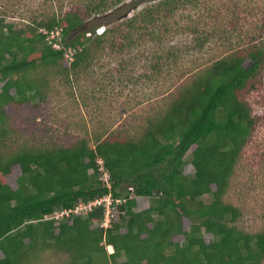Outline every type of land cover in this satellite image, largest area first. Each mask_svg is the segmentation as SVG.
<instances>
[{
	"label": "trees",
	"instance_id": "obj_1",
	"mask_svg": "<svg viewBox=\"0 0 264 264\" xmlns=\"http://www.w3.org/2000/svg\"><path fill=\"white\" fill-rule=\"evenodd\" d=\"M65 1L57 0V8L41 5L22 26L8 10L0 13V264H38L46 253L62 264H264V231L238 229L239 209L225 202L256 129L248 97L264 75V18L260 35L197 68L138 133L116 129L56 143L49 127L25 137L15 118L28 112L27 122L38 125L33 115L49 105L56 80L71 86L101 51L123 54L146 41L162 43L154 27L161 23L170 33V21L199 0H160L132 18L88 31L82 29L94 15L125 0ZM58 31L61 50L48 41ZM187 31L195 36L193 49L214 36L200 24ZM68 48L76 50L72 62L64 57ZM172 57L169 51L166 59ZM187 165L193 174L185 173ZM14 167L21 170L17 188L8 182ZM107 195L121 200L107 228L102 206L55 218L57 211ZM141 197L151 201L143 211ZM184 219L191 221L188 229ZM206 234L212 236L208 243Z\"/></svg>",
	"mask_w": 264,
	"mask_h": 264
},
{
	"label": "rangeland",
	"instance_id": "obj_2",
	"mask_svg": "<svg viewBox=\"0 0 264 264\" xmlns=\"http://www.w3.org/2000/svg\"><path fill=\"white\" fill-rule=\"evenodd\" d=\"M158 1L125 0L104 14L94 15L82 31H88L99 23L132 18ZM59 3L57 0H48L46 4L44 0H0V13L8 10L14 17L10 20L22 26L39 14L41 5L57 8ZM178 16L176 22L170 21L173 29L170 33L164 34L161 23L154 27L156 36L162 37V43L146 41L145 45L123 54L101 51L92 66L81 71L71 86L62 79L56 80L48 96L49 105L37 116L33 115L39 124L28 123L29 114L26 112L14 120L18 132L26 130L24 136L30 138L32 132L36 131V135L41 136V131L49 127L52 131L49 137L56 143L116 129L138 133L149 116L166 107L175 86L188 80L197 68L231 48L248 44L261 34L264 0H199L197 4L180 10ZM186 17H191L192 21H186ZM198 17L200 21L197 22ZM194 24H200L204 32L214 33L210 42L201 49L192 48L195 36L187 31ZM103 28L98 29L103 31ZM169 51L175 52L172 59H166ZM161 56L160 70L153 73L151 66L155 64V58ZM248 101L257 118L256 129L235 168L225 202L239 209L238 229L259 232L264 231V75ZM194 172L191 165L185 167L186 174ZM20 174V168L14 167L8 176L13 188H17L16 180ZM101 174L104 181V173ZM132 196L136 197L134 193ZM138 200L140 209L149 208L150 199L141 197ZM184 225L188 229L191 221L184 219ZM205 239L208 243L212 236L206 234ZM183 240V237L174 239L176 242ZM107 252L110 253L109 248ZM3 257L0 252V259ZM119 261H125V258ZM38 264L62 263L58 256L46 253Z\"/></svg>",
	"mask_w": 264,
	"mask_h": 264
},
{
	"label": "built area",
	"instance_id": "obj_3",
	"mask_svg": "<svg viewBox=\"0 0 264 264\" xmlns=\"http://www.w3.org/2000/svg\"><path fill=\"white\" fill-rule=\"evenodd\" d=\"M41 32H44L46 34V32L44 30H42ZM98 34H101V31H98ZM60 37H61L60 31L52 32L48 36L49 43L56 50L63 49V45L61 44V38ZM75 52H76V50L73 48L65 49V53H64L65 59L69 62H72ZM99 163L102 165L103 162L100 161ZM100 170H101V172L104 173V177H105L104 181L106 182L107 186H109V174H108V172L104 171V167H101ZM119 203H121L120 199L114 200L111 195H107L104 197H100L94 201H90L87 204L80 202V203H77L76 205H74L71 209L57 211L55 213V218L59 219V218H62L64 216H70L71 214L80 215L83 213L90 212L96 207L102 206V207H104V209L106 211L105 222L102 224V226L104 228H107L110 225V223L112 222L113 206H114V204H119ZM108 248H109L110 253L114 252L112 247H108Z\"/></svg>",
	"mask_w": 264,
	"mask_h": 264
},
{
	"label": "clouds",
	"instance_id": "obj_4",
	"mask_svg": "<svg viewBox=\"0 0 264 264\" xmlns=\"http://www.w3.org/2000/svg\"><path fill=\"white\" fill-rule=\"evenodd\" d=\"M105 28H103V31H101V34L104 32ZM98 31H100V29H97V34H98ZM101 34H98V35H101ZM109 247H112V246H109ZM113 248V247H112Z\"/></svg>",
	"mask_w": 264,
	"mask_h": 264
},
{
	"label": "crops",
	"instance_id": "obj_5",
	"mask_svg": "<svg viewBox=\"0 0 264 264\" xmlns=\"http://www.w3.org/2000/svg\"><path fill=\"white\" fill-rule=\"evenodd\" d=\"M149 207H150V206H149ZM146 209H148V208H146ZM146 209H140V208H139V204H138V210H139V211H143V210H146Z\"/></svg>",
	"mask_w": 264,
	"mask_h": 264
}]
</instances>
